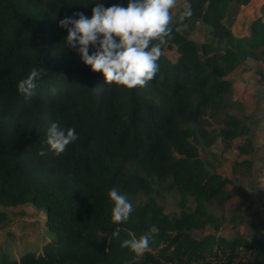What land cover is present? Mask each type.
<instances>
[{"label": "trees", "instance_id": "trees-1", "mask_svg": "<svg viewBox=\"0 0 264 264\" xmlns=\"http://www.w3.org/2000/svg\"><path fill=\"white\" fill-rule=\"evenodd\" d=\"M95 2L0 0V206L45 209L52 235L43 252L2 255L0 264H264V234L249 240L197 235L211 222L207 205L226 197L228 180L206 170L193 128L204 114L222 112L232 90L229 75L243 61L264 59V18L252 20L247 35H236L237 9L251 0H186L172 16L173 28L190 8L193 15L183 25L201 22L211 40L197 43L184 26L174 30L156 77L125 89L107 85L64 46L67 31L59 21L74 12L90 19ZM99 2L127 7L128 0ZM165 50L175 51V59ZM33 67L45 75L25 96L17 84ZM52 123L75 128L78 136L59 156L45 143ZM224 135L238 133L226 129ZM112 188L131 203L140 192L150 200L133 205L127 222L113 224ZM173 191L185 209L177 217L157 202ZM152 226L159 231L150 233ZM143 234L150 235L144 254L121 247Z\"/></svg>", "mask_w": 264, "mask_h": 264}, {"label": "rangeland", "instance_id": "rangeland-1", "mask_svg": "<svg viewBox=\"0 0 264 264\" xmlns=\"http://www.w3.org/2000/svg\"><path fill=\"white\" fill-rule=\"evenodd\" d=\"M185 6L186 0H176L171 15ZM258 17L264 18V0H251L248 6L237 9L231 29L236 35H247L250 23ZM184 29L188 38L197 43L211 40L199 21H189ZM164 53L171 60L176 57L175 51ZM229 78L232 90L222 112L217 116L208 112L200 127L193 126L197 132L195 145L206 170L228 180L226 197L207 205L211 222L197 230V235L249 240L264 234V59L249 57ZM199 129L205 134H200ZM226 129L235 130L238 135L225 137ZM149 200V194L140 192L132 204L145 205ZM157 202L171 217L180 216L185 210L177 191L160 195ZM45 221L43 208L30 204L0 206V258L43 252L44 245L52 240Z\"/></svg>", "mask_w": 264, "mask_h": 264}, {"label": "clouds", "instance_id": "clouds-1", "mask_svg": "<svg viewBox=\"0 0 264 264\" xmlns=\"http://www.w3.org/2000/svg\"><path fill=\"white\" fill-rule=\"evenodd\" d=\"M175 4L176 0H128L127 7L113 4L106 8L96 0L90 19L82 12H74L61 19L58 26L67 31L64 46L75 51L93 73L102 74L107 85L134 89L156 77L163 45L172 38L174 30L181 32L185 19L193 15L190 8L180 13L174 29L170 10ZM44 75L42 69L33 67L27 77L18 82V91L25 96L33 95L37 82ZM77 139L75 128L64 129L52 123L47 129L45 143L59 156ZM39 155L45 152L41 150ZM107 197L112 205L111 223L127 222L134 211L128 197L117 188L110 189ZM158 231L156 226L150 229V233ZM119 235V229L112 233L113 238ZM121 247L137 256L142 255L150 249V235L125 240Z\"/></svg>", "mask_w": 264, "mask_h": 264}, {"label": "crops", "instance_id": "crops-1", "mask_svg": "<svg viewBox=\"0 0 264 264\" xmlns=\"http://www.w3.org/2000/svg\"><path fill=\"white\" fill-rule=\"evenodd\" d=\"M240 35H242V34H240Z\"/></svg>", "mask_w": 264, "mask_h": 264}]
</instances>
